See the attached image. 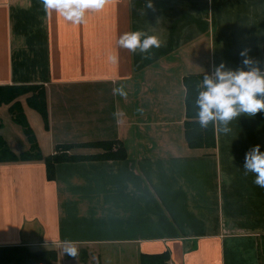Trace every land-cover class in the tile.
I'll return each instance as SVG.
<instances>
[{
  "label": "crops",
  "instance_id": "obj_1",
  "mask_svg": "<svg viewBox=\"0 0 264 264\" xmlns=\"http://www.w3.org/2000/svg\"><path fill=\"white\" fill-rule=\"evenodd\" d=\"M147 3L108 0L70 25L41 0H0V86L42 85L41 154L70 143L85 156L55 164L51 179L42 158L0 162V246L54 249L57 263L71 241L87 250L73 257L81 264H140L141 252L164 250L168 264H264V188L243 171L251 146L264 151V113L226 134L214 128L211 148L191 147L183 81L221 61L244 67L243 49L264 70V0ZM137 29L161 46L119 47ZM98 140L121 143L125 156L87 157Z\"/></svg>",
  "mask_w": 264,
  "mask_h": 264
},
{
  "label": "clouds",
  "instance_id": "obj_2",
  "mask_svg": "<svg viewBox=\"0 0 264 264\" xmlns=\"http://www.w3.org/2000/svg\"><path fill=\"white\" fill-rule=\"evenodd\" d=\"M41 4L45 13L55 12L68 24L79 25L87 22L89 10L102 11L108 0H41ZM146 5L151 7V0ZM118 44L133 53L150 54L161 46L162 40L137 29L120 34ZM247 52V49H243L239 53L243 57L244 67L233 69L221 61L213 73L203 74L194 101L195 119L200 128L207 129L211 125L226 134L231 130L232 121L242 116L252 118L257 113H264V70L255 66ZM108 58L115 59L111 55ZM113 92L125 94L120 87L114 88ZM243 171L245 174L252 173L253 183L264 188V151L260 144L251 146L245 152ZM64 244V253L72 257L78 255L73 242L65 241Z\"/></svg>",
  "mask_w": 264,
  "mask_h": 264
},
{
  "label": "trees",
  "instance_id": "obj_3",
  "mask_svg": "<svg viewBox=\"0 0 264 264\" xmlns=\"http://www.w3.org/2000/svg\"><path fill=\"white\" fill-rule=\"evenodd\" d=\"M204 73L188 74L184 78L185 85V114L184 136L186 142L191 147L211 148L214 146V127L211 125L207 129L199 127L195 119L194 101L198 91V84ZM25 94V101L31 107L35 108L46 123L47 108L45 89L40 84H22V85H3L0 86V103L8 104V110L11 118L18 122L26 135L29 142L27 150L15 153L10 149L6 141L0 135V162L9 161H26L33 159H43L48 179L53 178L55 164L64 161H73L85 158L84 155L69 153L72 146L70 143H61L56 145V151L43 156L29 126L21 102L18 97ZM1 125V123H0ZM96 146L101 147V152L87 156L92 158H122L125 156L124 146L117 144L113 140L95 141ZM115 144V146H113ZM84 253V255H82ZM66 258H73L64 253ZM84 261L87 258L86 249L78 251L76 256ZM57 258L54 249H43L32 251L26 246L5 245L0 246V264H53ZM140 264H168L169 253L167 250L160 252H141Z\"/></svg>",
  "mask_w": 264,
  "mask_h": 264
},
{
  "label": "rangeland",
  "instance_id": "obj_4",
  "mask_svg": "<svg viewBox=\"0 0 264 264\" xmlns=\"http://www.w3.org/2000/svg\"><path fill=\"white\" fill-rule=\"evenodd\" d=\"M25 96H26L25 94H21L18 98L21 100L22 109H23L25 118H26L29 126L32 128L33 134L35 136L34 130L35 131L37 130L38 132H40V125L42 122H41L40 114L38 113V111L25 102ZM0 123H1L0 134L4 137V138L3 137L2 138L4 140H6L12 148H17V149L24 148L23 146L26 143V135L23 131L22 126L18 122H15L11 118V115H10L9 110L7 108V103H5V102L0 103ZM33 128H34V130H33ZM40 151L43 154L47 153L46 151H42L41 149H40ZM77 249L80 252V250H82L84 248L79 247ZM112 253H114V252H112ZM82 255H84V253H82ZM64 258H66V257L64 256ZM114 259H116V258L114 257ZM56 260H57V258H56ZM56 260L53 264H81L79 261H77V259H74V258H69V259L67 258V260L59 259L60 263L59 262L57 263ZM110 261H111V259H110ZM115 262H116L115 260H112L108 264H114Z\"/></svg>",
  "mask_w": 264,
  "mask_h": 264
}]
</instances>
